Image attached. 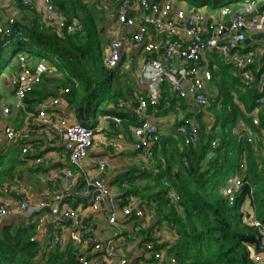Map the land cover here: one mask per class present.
I'll list each match as a JSON object with an SVG mask.
<instances>
[{
    "label": "built area",
    "instance_id": "2783aa9c",
    "mask_svg": "<svg viewBox=\"0 0 264 264\" xmlns=\"http://www.w3.org/2000/svg\"><path fill=\"white\" fill-rule=\"evenodd\" d=\"M98 2L104 11L111 14V22L118 28L109 43L107 65L117 66L124 48L131 45L142 48L140 57L136 59V69L142 72L147 81V92L139 96L136 105L122 101L119 107H129L136 112L137 125L132 128L133 141L135 149L143 157L153 154V145L161 138L154 110L167 100L165 83L170 94L196 108L216 101L217 96L211 94L208 87L213 75L208 55L213 53L222 54V60L231 64L235 75L241 76L249 87L257 84L262 93L257 102L264 109V67H259L257 72L251 70L264 57V37L259 35L264 33V0H244L237 11H232V6L226 5L219 12L209 15L206 8L187 9L173 0ZM23 4L41 10L45 23L62 34L82 28L76 18L58 11L52 0H23ZM23 30L15 16L0 15V35L7 38L8 42L19 39ZM248 38L252 46L246 52L245 41ZM52 71L53 68L45 59L32 66L26 56H20L19 71L11 78L14 106L0 97L1 131L7 147L20 139L32 141L30 136L34 126L51 127L63 141L67 163L47 170L45 177L48 190L44 196L35 197L26 181L4 186L1 189L0 224L12 214L24 216L34 226L31 240L39 243L36 256L73 245L79 250L75 255L81 264H144L138 257L119 254L118 240L126 238L129 244L139 246L146 255L161 259L166 251V247L161 246L168 242L162 233V224L151 225L148 222L147 212L137 193L130 191L124 194V189L130 184L127 179L120 183L119 192H113L104 180L107 166L105 157L95 156L93 162L89 158L96 134L105 132L109 125L113 124L117 130L110 141L114 147L126 141L123 115L107 112L101 115L95 125H86L77 121L71 113L54 111V107L62 101L59 96L38 102L33 109L28 108L26 99L29 92ZM68 91L66 88L65 92ZM13 108L25 116V123L20 129L12 121ZM174 109L181 111L180 104H176ZM251 117L252 124L247 125L244 121L239 123L237 132L243 133L257 149L264 142V130L259 129L258 113ZM191 121V118H185L186 123ZM178 131L186 134L184 142L180 144V151L185 153L183 162L188 165L186 155L189 146L197 140L199 127L192 122L189 126L180 125ZM30 144L25 142L21 146L20 158L24 161L28 160ZM213 144L216 145V142L213 141ZM2 150L0 145V153ZM36 155V163L52 157ZM93 166L96 173H90L95 170ZM246 171L247 164L241 160L239 172L225 187L232 205L245 193ZM82 199L85 202L72 204ZM174 199H179L178 194L174 193ZM100 210L107 211L106 225H101L99 218L95 217ZM242 219L259 229L261 249L253 253V258L264 264V222L251 205H245ZM98 227L109 230V238L100 239ZM146 228L148 237L142 235ZM170 259L176 261V257Z\"/></svg>",
    "mask_w": 264,
    "mask_h": 264
},
{
    "label": "trees",
    "instance_id": "16d2710c",
    "mask_svg": "<svg viewBox=\"0 0 264 264\" xmlns=\"http://www.w3.org/2000/svg\"><path fill=\"white\" fill-rule=\"evenodd\" d=\"M16 1L23 11H30V20L23 25V35L16 40L17 47L13 50L8 51L7 38L0 35V76L6 78L1 84L7 86V79L11 84V78L19 71L21 55L26 56L32 66L45 59L53 71L29 92L28 108L33 109L48 97L59 96L65 100L66 108L74 113L75 119L86 125H95L97 115L112 111L122 114L125 119L135 120V110L120 108L119 103L136 105L139 96L147 92V83L145 90L139 91L143 77L134 74L129 67L127 69L125 48L117 66L107 65V50L112 38L109 29L111 14L101 8L98 0H92V5L87 0H52L58 11L76 18L82 25L80 30L64 31L63 34L45 23L43 13L37 7L26 6L23 0ZM243 1L176 2L187 9L206 8L209 12H219L226 5H233L232 11H237ZM246 46L247 52L252 44ZM129 47L139 49V53L142 49L136 45ZM208 60L212 80L219 89L216 101L198 107L201 121L195 110L180 103L183 111L190 107L191 112L185 118L192 121L188 124L182 117L172 133L166 135L159 127L161 138L154 143L153 154L145 158L137 150L143 157L138 170L147 180L137 183L134 176L129 178L130 184L124 189V194L132 191L139 195L141 205L154 225L165 223L171 228L168 230L172 239L161 246L166 247L163 257L155 259L148 254L141 255L139 260L144 264H260L253 258V253L261 249L259 229L243 222L242 215L247 199L264 222V142L255 149L237 130L241 120L251 125V116L255 113L260 119L259 129L264 130V109L257 102L262 93L256 83L249 87L241 76H233V68L222 61V54L208 55ZM215 64H219L220 72L215 71ZM259 67H264V57L251 70L257 72ZM66 88L68 92H65ZM164 94L168 101H176L166 83ZM164 103L162 101L157 107L161 108ZM24 122L25 116L20 112L16 127L20 129ZM192 122L198 124L199 131L197 140L189 146L188 165H185V153L180 151V144L186 134L180 133L178 127L182 124L189 126ZM134 123L133 126L137 125ZM111 126L116 129L113 124ZM38 129L34 126L32 133ZM124 129L126 136L131 137V129L125 120ZM24 140L17 142L20 146L31 142L28 138ZM35 156V151H29L28 160L24 161L17 150L8 157L0 154V201L4 186L27 180L28 171L33 173L43 168V162H40L24 171V164ZM241 160L247 164L245 193L232 205L225 187L239 172ZM5 162L9 165L4 166ZM174 193L179 199H174ZM147 231L148 228L142 235L148 237ZM33 233L34 226L24 216H8L0 224V264H32L34 261L35 264H81L75 255L79 250L73 245L36 256L39 243L31 240ZM171 257H176V261H171Z\"/></svg>",
    "mask_w": 264,
    "mask_h": 264
},
{
    "label": "crops",
    "instance_id": "0c3cea01",
    "mask_svg": "<svg viewBox=\"0 0 264 264\" xmlns=\"http://www.w3.org/2000/svg\"><path fill=\"white\" fill-rule=\"evenodd\" d=\"M18 5L19 4L17 3L16 0H0V15H2L4 17L15 16L18 23L23 26L27 23V21L30 20V16H29L30 11H27L25 9L23 11V9H21L20 6H18ZM231 6H233V5H231ZM206 11H207V14L211 13V12H215V11L209 12L208 9H206ZM113 24L114 23L110 22L109 29L115 26V24H114V26H113ZM115 27L116 28H114L113 30H110L111 36H113L115 34V32L118 31L117 26H115ZM122 29L128 30L127 28H122ZM131 49H132V47H127V48H125V50H123V52L125 53V56H126L125 65H126L128 70L130 68V70H132L134 72V74L140 75V77H143L142 72L140 70L136 69V59H138L140 57L141 52L139 53L138 52L139 49H137V48H134V50L133 49L131 50ZM231 67L233 68V72H232L233 76L237 77V75H235V73H234L235 72L234 67L232 65H231ZM219 68H220L219 64L217 66H216V64L214 65L215 71L220 72ZM220 76L222 78L223 74L220 73ZM0 78H1V80H0V97L4 98L8 104L14 106L15 97L12 93V85L10 84L9 79H7L6 81L8 82V84H7V86L4 87L1 84V82L6 78H4V76H0ZM145 81H146V79L143 77V79L141 80L140 88H139V91H141V92L145 90L146 83H147V81L146 82ZM208 87H209V92L211 94L218 96L219 89L215 85L214 80H212L211 83H209ZM171 95H172V98L174 99L175 97L173 96V94H171ZM48 98H52V97H48ZM175 99H176L175 102L168 101V100L165 101V103L162 104L161 108L157 107L154 110L155 120L158 121L160 130L163 133V135L171 134L173 129L176 127V123L178 121H180L182 117H184V118L188 117L189 113L191 112V110L190 109L188 110V108L191 107L193 110H195L196 113L198 111L197 108L195 107V105L189 104L184 100H178L177 98H175ZM0 102H1V98H0ZM180 103H184L186 105L188 104L190 107H188L184 111L183 110L175 111V109H174L175 105L180 104ZM0 110H1V107H0ZM55 110H57L58 112H61V113H65V112L71 113L72 116L75 117L74 113L71 110L66 108L65 100L64 101L62 100L60 105L55 106L54 111ZM19 114H20V111H17L14 108L12 109V116L11 117H12V119H13L12 121L14 122L15 125H16V122L18 121ZM100 117H101L100 115H97V117H96V119H98V122H99ZM134 117H135V115H134ZM124 120H125V122H127V124H129V127L131 129V130H129V131H131L130 132L131 137H127L126 141L122 142L119 147H114L110 143V141L112 140V138H113L114 134L117 132V130L114 129L111 125H109V126H107V129L105 132L96 134L94 146L91 149L90 154H89V158H90L91 162H93V158H95V156L96 157L102 156V157L106 158L107 166H106V172H105L104 180L107 184H109L111 186V189L113 190L114 193L120 191V183L124 179H127L129 181V177H124V178L120 177V176H122V174H127V173L133 174L134 176H136L135 181L137 183H141V182H144L145 180H147V178L144 175H142L141 172L138 170V167H139L138 165L141 166L143 157L141 155H138L140 158H135L132 156V152L137 151L134 147L133 133H132V128L134 127L133 125L135 124L134 122L137 123V116H136L135 120H132L131 118H126V119L124 118ZM241 122H243V120H241L239 123H241ZM2 125L3 124L0 123V145L3 148V150L1 151L2 155H4V156L6 155V157H8L11 153H13L14 150H17V154L20 155L21 146L18 142L14 141L9 146L6 147L5 139H4V137L2 135V131H1ZM126 134H127V132H126ZM30 138L35 140V143L33 141H31V144L29 145L30 151H35V153H37L39 156H43V158L48 157V155L52 156L50 159L42 161L43 162L42 164L44 166L42 165L43 168L40 169V171L35 170L33 173L37 174L38 172H44V174H45L47 172V170L50 171V170H52L51 168H54L57 165H64L67 163V157H66L67 152H66L65 147L63 145V141L56 134V132L53 130V128H51V127H39L37 132L32 133ZM33 164L39 165L41 163L40 162L39 163L34 162V158H33L24 164V171L27 168L32 167ZM94 169L95 170H92L90 173H96L97 170L95 167H94ZM31 175H32V172L28 171L27 175H26L27 180L24 179L23 181H26L29 184V187H30V189H31V191L35 197L44 196L48 190V181H47L46 177H45V182H46L47 188H45V186L42 185L40 181L34 180L31 177ZM24 177H25V175H24ZM155 182L156 181L154 180V183ZM144 188H145V186H144ZM143 193H145V192H143ZM81 202H85V200H83V199L78 200L77 202L72 203V204L76 205V204H80ZM249 206L250 205L248 202L246 204V207H249ZM106 216H107L106 210H100L99 212H97L95 214V217L99 218V223L101 225L107 224ZM148 222H150L151 225L153 224L150 218H149ZM163 228H164V224H162V229ZM165 228H166L167 232L169 233V235H165L163 233V231H162V233H163L164 237L169 241V238L172 239V234L169 231V230H171V228L168 227L166 224H165ZM98 233L100 235V239H102V240L109 238V235H110L109 230L99 228V227H98ZM118 252H119V254L127 255L130 258H133V257L139 258L141 255L143 256L144 254H146V253L142 252V250H141V248H139V246H137V245L134 246L132 244H129V242H127L126 238H119V240H118Z\"/></svg>",
    "mask_w": 264,
    "mask_h": 264
},
{
    "label": "rangeland",
    "instance_id": "374dc122",
    "mask_svg": "<svg viewBox=\"0 0 264 264\" xmlns=\"http://www.w3.org/2000/svg\"><path fill=\"white\" fill-rule=\"evenodd\" d=\"M88 1V3L90 4V5H92V0H87ZM174 2H176L177 0H173ZM114 29V27H112V28H110V30H113ZM18 40V39H17ZM7 45V47H8V51H11V50H13V49H15L16 47H17V42H16V39H12V40H10L9 42H8V40H7V43H6ZM7 56V55H6ZM6 56H5V58H6ZM0 80H1V78H0ZM117 150V149H116ZM13 153H11L10 155H12ZM9 155V156H10ZM138 155H140L137 151L136 152H132V156L133 157H135V158H140ZM9 164L7 163V162H5L4 163V166H8ZM138 166H140V165H138ZM31 177L34 179V180H37V181H40L41 182V184L42 185H44L45 186V188H47L46 187V182H45V174H44V172H38L37 174H35V173H32V175H31ZM120 177H129V178H132V177H134V175L133 174H131V173H127V174H122V176H120ZM150 211V210H149ZM149 218H150V215H147ZM149 218H148V220H149ZM162 231H163V233L165 234V235H169V233L167 232V230H166V228H165V223H164V228L162 229Z\"/></svg>",
    "mask_w": 264,
    "mask_h": 264
},
{
    "label": "water",
    "instance_id": "95a60500",
    "mask_svg": "<svg viewBox=\"0 0 264 264\" xmlns=\"http://www.w3.org/2000/svg\"><path fill=\"white\" fill-rule=\"evenodd\" d=\"M156 1H160V0H156ZM251 15H252V14H251ZM102 30H103V29H102ZM259 35L262 36V37H264V33H260ZM250 40H251V39L248 38V39L245 41V43H247V44L250 43ZM148 57H149V56H148ZM197 110H198V111H197V113H196V116H197L198 120L201 121V111L198 109V107H197ZM90 187L92 188V186H90Z\"/></svg>",
    "mask_w": 264,
    "mask_h": 264
}]
</instances>
